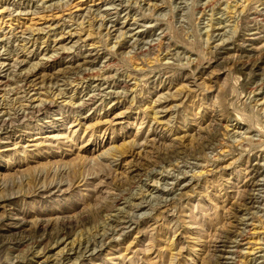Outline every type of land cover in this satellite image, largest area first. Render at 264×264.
Instances as JSON below:
<instances>
[{"label":"rangeland","instance_id":"1","mask_svg":"<svg viewBox=\"0 0 264 264\" xmlns=\"http://www.w3.org/2000/svg\"><path fill=\"white\" fill-rule=\"evenodd\" d=\"M0 104V264H264V0H0Z\"/></svg>","mask_w":264,"mask_h":264},{"label":"bare ground","instance_id":"2","mask_svg":"<svg viewBox=\"0 0 264 264\" xmlns=\"http://www.w3.org/2000/svg\"><path fill=\"white\" fill-rule=\"evenodd\" d=\"M255 11V10H254ZM26 72V71H25ZM30 73V72H29ZM23 74V73H22ZM19 76V75H18ZM22 76V75H21ZM31 76V73L30 74H24V76H23V79L21 80V84H24L25 83V81L29 78ZM21 79V78H20ZM24 83H23V82ZM28 81V80H27ZM30 81V80H29ZM19 84V83H18ZM25 85V84H24ZM26 86V85H25ZM28 86V85H27ZM33 86V85H32ZM22 87V86H21ZM18 88V87H17ZM21 89V88H20ZM19 89V90H20ZM24 94V93H23ZM84 103V102H83ZM46 104V103H45ZM48 104V103H47ZM1 105V104H0ZM1 106H3V105H1ZM49 106V105H48ZM6 108V107H5ZM23 108V107H22ZM26 108V107H25ZM16 109V108H15ZM31 109H34V107L33 106H31V107H29V108H26V110H29V112H31ZM36 109V108H35ZM14 112V111H13ZM6 114V113H5ZM29 114V113H28ZM25 115H26V113L25 114H23L21 117L22 118H24L25 117ZM11 116V115H10ZM0 118H1V116H0ZM5 120L4 119H1L0 120V127H3V125L5 126ZM8 124H10V123H8Z\"/></svg>","mask_w":264,"mask_h":264}]
</instances>
